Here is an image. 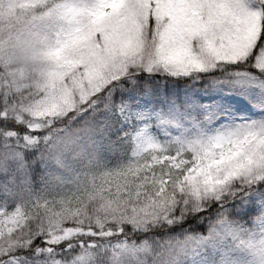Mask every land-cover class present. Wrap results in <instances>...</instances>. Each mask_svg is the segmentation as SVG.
I'll list each match as a JSON object with an SVG mask.
<instances>
[{
  "label": "snow or ice",
  "instance_id": "1",
  "mask_svg": "<svg viewBox=\"0 0 264 264\" xmlns=\"http://www.w3.org/2000/svg\"><path fill=\"white\" fill-rule=\"evenodd\" d=\"M2 4L0 264H264V0Z\"/></svg>",
  "mask_w": 264,
  "mask_h": 264
},
{
  "label": "rangeland",
  "instance_id": "2",
  "mask_svg": "<svg viewBox=\"0 0 264 264\" xmlns=\"http://www.w3.org/2000/svg\"><path fill=\"white\" fill-rule=\"evenodd\" d=\"M8 2L9 0H3L2 4V15L4 19L8 16ZM114 154L109 158L104 152H101L98 156L93 157L91 160H86L83 162V169L86 173L82 179L90 182V184H100L107 180H123V173L128 171L131 167L135 170L138 167H143L145 164L155 163V161H149L146 159L147 156L152 155L148 148L139 151L136 154L135 160L129 163H120L119 167H111L109 165V160L115 162L118 160V149H114ZM81 187L79 185L65 186L63 189L54 188L50 190L48 198L54 201L57 205L63 203L64 206L77 209H86L89 216L95 219L96 209L93 202L87 201L85 197L81 195ZM42 204L44 202H41ZM57 210H59L57 208ZM81 216L85 219L81 212ZM79 219L80 217H75Z\"/></svg>",
  "mask_w": 264,
  "mask_h": 264
},
{
  "label": "trees",
  "instance_id": "3",
  "mask_svg": "<svg viewBox=\"0 0 264 264\" xmlns=\"http://www.w3.org/2000/svg\"><path fill=\"white\" fill-rule=\"evenodd\" d=\"M87 219H88V217L87 218H85V222L87 223Z\"/></svg>",
  "mask_w": 264,
  "mask_h": 264
}]
</instances>
